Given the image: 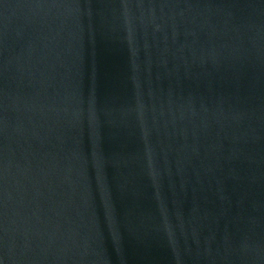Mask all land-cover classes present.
<instances>
[{
    "label": "water",
    "instance_id": "95a60500",
    "mask_svg": "<svg viewBox=\"0 0 264 264\" xmlns=\"http://www.w3.org/2000/svg\"><path fill=\"white\" fill-rule=\"evenodd\" d=\"M0 264H264V0H0Z\"/></svg>",
    "mask_w": 264,
    "mask_h": 264
}]
</instances>
